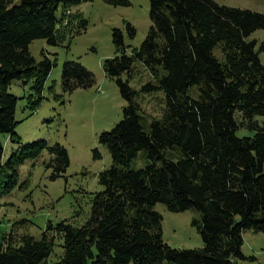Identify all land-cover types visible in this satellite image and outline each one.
<instances>
[{"label": "trees", "instance_id": "1", "mask_svg": "<svg viewBox=\"0 0 264 264\" xmlns=\"http://www.w3.org/2000/svg\"><path fill=\"white\" fill-rule=\"evenodd\" d=\"M83 1L0 0V178L45 148L54 156L53 177L70 163L63 145L52 147L43 140L22 145L5 163L1 134L19 143V98L10 92L11 82L30 83L27 106L35 111L57 64L44 51L36 58L30 44L44 38L62 45L85 31L88 21L70 11ZM149 14V32L131 53L123 30H113L118 54L105 61L104 69L127 104L123 118L100 135L113 163L100 173L104 189L94 197L88 219L82 225L49 224L40 239L11 230L0 244V264L45 263L57 235L64 264H240L247 258L243 231H264V65L259 57L264 39L258 50L256 40H247L264 29V14L215 0H150ZM126 27L136 34L130 23ZM217 46L221 59L214 52ZM138 65L150 76L139 89L130 83L142 74ZM94 83L93 73L79 62H64L65 91ZM156 93L162 96L163 112L146 129L138 97ZM241 128L252 135L238 136ZM141 151L147 162L136 168L132 162ZM158 202L173 212L195 208L201 213L202 219L193 221L201 248L165 242L163 216L154 208Z\"/></svg>", "mask_w": 264, "mask_h": 264}, {"label": "rangeland", "instance_id": "2", "mask_svg": "<svg viewBox=\"0 0 264 264\" xmlns=\"http://www.w3.org/2000/svg\"><path fill=\"white\" fill-rule=\"evenodd\" d=\"M129 1V5H114L105 0H85L73 5L70 11L81 12L88 21L85 31L72 38L68 36L62 45H51L44 38L35 39L30 44V51L36 58H41L44 51L57 64L46 80L44 98L35 111L27 106V96L32 92L30 83L23 85L19 79L11 82L9 90L19 98L15 134L20 140L18 143L10 134H1L3 160L6 163L11 153L22 145L43 140L52 147L63 145L70 163L65 172L53 177L54 156L45 148L37 157L19 163L13 171L7 168L0 178V244L11 230L40 239L49 224L66 220L82 225L91 213L94 197L104 189L99 181L100 173L109 168L113 160L108 147L100 141V135L110 131L123 118V108L127 104L116 80L110 78L104 69L105 61L118 54L113 43V30H123L127 53H131L140 47L151 26L150 0ZM215 1L264 14V0ZM62 13L60 7L57 16L60 18ZM126 23L136 30L134 36ZM263 39L264 29H257L247 37L249 41H257L256 50ZM214 52L222 58L219 46ZM259 57L264 65V52L259 51ZM66 60L77 61L86 67L93 73L95 83L87 88L65 91L62 70ZM138 66L142 74L130 79L131 85L137 89L150 79L144 67ZM123 77L128 78L127 74ZM161 97L159 93L138 97L144 128L148 129L153 118L163 112ZM237 135L247 136L252 132L241 128ZM146 162L141 151L132 164L141 168ZM154 208L163 216V239L170 246L186 249L203 246L198 228L193 224L195 219H202L197 209L173 212L162 202L156 203ZM243 240L242 253L247 258L240 260V264H264V231L246 229ZM61 243L62 238L57 235L54 250L43 264H64L61 263Z\"/></svg>", "mask_w": 264, "mask_h": 264}]
</instances>
